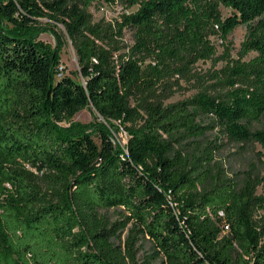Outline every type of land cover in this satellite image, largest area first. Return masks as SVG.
<instances>
[{
  "label": "trees",
  "instance_id": "1",
  "mask_svg": "<svg viewBox=\"0 0 264 264\" xmlns=\"http://www.w3.org/2000/svg\"><path fill=\"white\" fill-rule=\"evenodd\" d=\"M98 1L137 6L118 22L135 31L120 61L97 50L99 33L76 3L0 0V264H264V174L227 175L215 162L220 137L206 139L219 128L264 146L255 126L264 118V0ZM43 19L76 44L80 80L38 37ZM240 25L241 57L214 74L217 93L169 105L144 98L168 71L215 57L212 38ZM86 107L140 124L120 148L103 122L90 133L74 122ZM111 208L126 217L112 222ZM130 222L122 247L113 239ZM138 233L153 241L152 260L138 259Z\"/></svg>",
  "mask_w": 264,
  "mask_h": 264
},
{
  "label": "rangeland",
  "instance_id": "2",
  "mask_svg": "<svg viewBox=\"0 0 264 264\" xmlns=\"http://www.w3.org/2000/svg\"><path fill=\"white\" fill-rule=\"evenodd\" d=\"M72 3H76L90 15L92 25L95 26L96 32L99 33L97 36L91 35V39L94 40L98 51L107 54L109 59L116 62L128 55L130 46L134 44L135 31L127 27L120 32L118 22L125 11H135L137 6L126 9V6L121 3L107 4L98 0L91 1L88 4L83 0H70V4ZM222 11L224 18L231 13L230 10L224 7H222ZM106 29H112L113 33H109ZM246 33L247 27L240 25L225 41L220 37H213L212 40L217 50L215 57L209 60H201L193 67L187 69L186 67H182V69L175 68L168 71V79L144 98L156 99L162 101L165 105H169L180 100L192 98L204 89L208 90L211 94L217 93L220 87L213 76L227 65V59H239L241 57V46ZM38 37L52 44L55 50H57L64 74L71 75L80 80V61L76 44L69 37L65 26L62 24L56 25L43 19L41 20ZM253 56H255V53L249 54L244 60H248ZM147 64L148 62L144 66ZM132 105L137 107V102L132 100ZM74 122L84 126L88 133L92 132L91 128L95 129L93 126L97 125L98 122H103L109 127L114 144L120 148L126 147L128 129L138 127L140 124V121L137 119L125 122H108L101 118L92 107L82 109L75 116ZM63 125L70 126V124L66 123H63ZM255 126L257 128H264V118ZM206 137L207 140L211 141L220 137L218 143L221 144V147L216 152L215 162L224 169L227 175L238 178L244 171L264 174V146L261 143H236L223 136L219 128L208 131ZM259 192H262V189ZM103 213L112 222L126 217V213L120 208L104 210ZM263 216L264 212L259 211L256 218L261 219ZM120 224L115 225V228ZM133 227L134 224L130 222L121 231L118 232L117 230V235L113 239L116 241V244L125 247L127 238ZM135 241L137 257L140 262H144L146 259L152 260L151 255L154 253V244L150 237L138 233ZM154 262L157 263L156 261Z\"/></svg>",
  "mask_w": 264,
  "mask_h": 264
},
{
  "label": "built area",
  "instance_id": "3",
  "mask_svg": "<svg viewBox=\"0 0 264 264\" xmlns=\"http://www.w3.org/2000/svg\"><path fill=\"white\" fill-rule=\"evenodd\" d=\"M60 70H62V68H60Z\"/></svg>",
  "mask_w": 264,
  "mask_h": 264
}]
</instances>
